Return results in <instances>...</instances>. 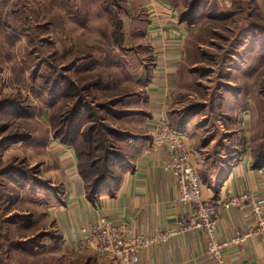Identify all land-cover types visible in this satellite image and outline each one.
I'll return each mask as SVG.
<instances>
[{
	"label": "rangeland",
	"instance_id": "obj_1",
	"mask_svg": "<svg viewBox=\"0 0 264 264\" xmlns=\"http://www.w3.org/2000/svg\"><path fill=\"white\" fill-rule=\"evenodd\" d=\"M166 2L188 28L173 104L215 149L245 108L253 161L264 158V0ZM142 7L0 0V264H118L79 245L78 212L64 201L74 171L93 186L110 147L126 149L116 107L150 64Z\"/></svg>",
	"mask_w": 264,
	"mask_h": 264
},
{
	"label": "crops",
	"instance_id": "obj_2",
	"mask_svg": "<svg viewBox=\"0 0 264 264\" xmlns=\"http://www.w3.org/2000/svg\"><path fill=\"white\" fill-rule=\"evenodd\" d=\"M166 1L142 0L144 25L139 41L147 47L150 64L143 66L145 78L139 91L127 97L120 108L116 107L126 113L121 119L131 131L125 139L124 158L116 163L118 174L94 200L87 195V180L76 171L73 182L67 185L64 205L78 212L79 227L106 214L126 222L135 233L152 234L174 230L176 220L190 212L191 205L179 200L178 185L165 169L171 153L152 146L155 126L161 117H167L175 128L185 132V142L202 180L205 201L241 192L264 197V167L254 164L248 146L247 110L239 108L234 126L224 131L228 135L224 134L215 149V139L205 142V137L194 129L198 122L194 125L189 109L180 107L179 100L173 104L186 57L188 28ZM75 166L73 163L71 168ZM252 224L250 207L221 210L218 235L230 240L237 231L245 232ZM224 255L226 264H264L262 235L251 237L241 246H230ZM139 264L218 263L207 251L204 233L194 230L141 250Z\"/></svg>",
	"mask_w": 264,
	"mask_h": 264
},
{
	"label": "built area",
	"instance_id": "obj_3",
	"mask_svg": "<svg viewBox=\"0 0 264 264\" xmlns=\"http://www.w3.org/2000/svg\"><path fill=\"white\" fill-rule=\"evenodd\" d=\"M185 139V132L175 128L167 117H161L152 140L155 150L166 149L171 153L165 169L172 173L178 185L179 200L192 207L188 214L176 220L177 227L152 234L135 233L126 222L103 214L78 228L77 242L81 247L107 255L118 264H139L141 250L166 243L177 234L200 230L205 235L212 259L218 264H226L224 253L230 246H241L255 235H262L264 241V197L241 192L205 201L202 180ZM246 206L252 210L253 224L245 232L237 231L230 240L221 239L218 235L219 212Z\"/></svg>",
	"mask_w": 264,
	"mask_h": 264
},
{
	"label": "trees",
	"instance_id": "obj_4",
	"mask_svg": "<svg viewBox=\"0 0 264 264\" xmlns=\"http://www.w3.org/2000/svg\"><path fill=\"white\" fill-rule=\"evenodd\" d=\"M181 20L185 21L186 19L181 16ZM112 148L113 147H110V149L108 151L107 158L105 159V169H104L105 171L103 173H100L97 176V182H95V184H93V186H92L90 181L84 177L88 182L87 187H86L87 195L92 200H94L95 198L98 197L99 193L102 191V188L107 183H109V180L110 181L114 180L115 173L117 172V174H118V166H116V163L122 162L121 160H123V158H124L123 157L124 153L119 151V150L118 151L112 150ZM254 164L257 166H262V164H264V158L261 157V158H259V160L258 159L256 161L254 160ZM81 174L84 176L83 172H81Z\"/></svg>",
	"mask_w": 264,
	"mask_h": 264
}]
</instances>
